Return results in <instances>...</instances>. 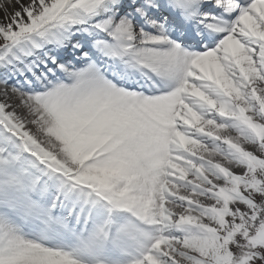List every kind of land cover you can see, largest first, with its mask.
Returning <instances> with one entry per match:
<instances>
[{
	"label": "snow or ice",
	"instance_id": "obj_1",
	"mask_svg": "<svg viewBox=\"0 0 264 264\" xmlns=\"http://www.w3.org/2000/svg\"><path fill=\"white\" fill-rule=\"evenodd\" d=\"M0 264H264V0H0Z\"/></svg>",
	"mask_w": 264,
	"mask_h": 264
}]
</instances>
